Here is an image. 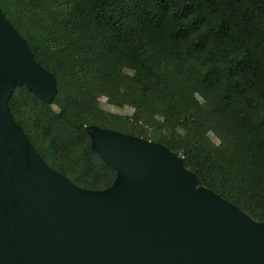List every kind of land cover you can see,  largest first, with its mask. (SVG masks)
<instances>
[{"label":"trees","instance_id":"trees-1","mask_svg":"<svg viewBox=\"0 0 264 264\" xmlns=\"http://www.w3.org/2000/svg\"><path fill=\"white\" fill-rule=\"evenodd\" d=\"M0 9L56 79L49 103L24 86L8 101L50 167L106 188L115 170L86 126L118 130L163 143L200 185L264 221V0H0ZM99 96L132 112L106 110Z\"/></svg>","mask_w":264,"mask_h":264},{"label":"water","instance_id":"water-1","mask_svg":"<svg viewBox=\"0 0 264 264\" xmlns=\"http://www.w3.org/2000/svg\"><path fill=\"white\" fill-rule=\"evenodd\" d=\"M15 86L47 103L57 92L0 9V264H264V221L200 185L161 142L86 126L115 170L102 189L50 167L12 116Z\"/></svg>","mask_w":264,"mask_h":264},{"label":"rangeland","instance_id":"rangeland-1","mask_svg":"<svg viewBox=\"0 0 264 264\" xmlns=\"http://www.w3.org/2000/svg\"><path fill=\"white\" fill-rule=\"evenodd\" d=\"M66 9H61L60 14L62 17H65L66 15ZM201 97H205L203 93H201ZM100 104L105 108L106 110L112 111L114 113H119V114H130L132 112V108L129 105H122L116 104L114 101L109 100L105 96H99ZM214 133L216 135V140H220L222 138L221 134L217 131L214 130Z\"/></svg>","mask_w":264,"mask_h":264}]
</instances>
